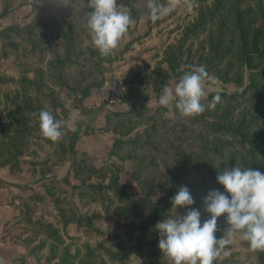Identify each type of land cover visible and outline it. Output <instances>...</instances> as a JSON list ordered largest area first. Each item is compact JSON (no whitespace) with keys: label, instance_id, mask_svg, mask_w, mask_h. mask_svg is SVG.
I'll return each mask as SVG.
<instances>
[{"label":"rangeland","instance_id":"obj_1","mask_svg":"<svg viewBox=\"0 0 264 264\" xmlns=\"http://www.w3.org/2000/svg\"><path fill=\"white\" fill-rule=\"evenodd\" d=\"M218 1L179 0L175 11L162 16L153 22L152 28H148L147 24L151 20L147 18V0H118L121 6L130 9L133 23L117 48L103 57L92 44L84 27L85 0H67L69 5H62V8L59 0H0V30L8 25H17L20 28L44 20L35 29L33 40L20 32L12 33L9 38L0 37V77L7 80L0 85L1 124H7L5 118L8 107L5 108L1 102L4 92H10L11 95L19 90L24 98L18 106H23L26 94H31L35 97V102L41 103L47 110L52 113L55 110L52 100L44 94H37L36 88L29 87L24 90L25 87L19 84L24 76L43 77L46 85L60 98L58 110L65 121H70L71 116H78L82 111L78 107V100L84 88H87V92H92L94 101L99 105L108 103L118 106L123 101L126 88L144 86L152 92H160L171 80L175 85L184 74L181 71L189 65L203 66L215 80L213 87L218 92L241 90L243 71L239 54L235 51L236 46H233L234 54L225 57L214 67L207 68L205 65L215 56L208 40L212 39L215 44L220 39L222 44L219 51H222L230 34L225 29L221 34L217 31L226 28L236 18L238 9H247L250 6L257 8L256 4L260 1L264 3V0H220L217 5ZM160 2L166 4L167 0ZM188 3L191 4L190 8L186 7ZM213 7L217 11L215 22L210 21L194 27ZM63 13L74 22V34L78 43L76 53L81 58L66 74L67 87L55 83V77L48 68L53 60L54 50L64 56L62 32L66 30V22L62 19ZM191 29L193 31L189 32ZM214 29L216 30L211 37L210 33ZM236 41L233 37L232 42ZM179 44L182 50L175 64L183 67L172 71L171 78L160 86L162 68H167L164 63L165 56L172 46ZM135 58H140L141 63L137 67L129 68V61ZM258 82L262 83L260 80ZM208 96L209 93L202 103H209ZM221 98L215 109H206L214 115L223 112L227 105L223 103L224 98ZM132 110L135 111L128 112L126 116L112 114L103 124L89 129L86 138L90 149H76L77 155L69 153L64 161L62 147L66 148L68 145L67 138L70 133L64 131V135L54 142L45 138L40 129L34 126L27 149L17 158L18 162H10L0 167L19 175L28 184L27 188H19L12 202H8L14 207L15 216L5 226L4 231L11 241L28 250L30 264L59 262V259L52 258V242L41 233L35 224L37 220L51 224L58 230L64 243L58 244L57 254L62 253L63 247L68 245L71 253L78 250L80 257L93 250L94 264H155L154 259L149 257L154 249L146 247V243H158L159 234L154 227L130 232V224L143 223L145 219L143 221L140 219L142 217L138 218L136 215L122 216L117 213L118 208L127 204L119 202L113 180L116 179L127 187L126 192L141 208L143 217L147 218L149 214L143 204L142 198L145 196L141 193V186L145 187L148 182L164 183V176L178 169L174 161L175 155L197 153L204 144L203 140L208 141L212 137H206L208 134H203L202 128L190 124L187 117L184 120V116L179 114L174 105L146 108L135 104ZM260 112H263V116H257L250 132L253 135L261 134L264 138V102L256 105L252 100H242L231 113L230 121L235 122L242 116L249 120ZM104 133L112 135L111 143L103 150H97ZM188 135L193 136L192 140L190 137L187 139ZM117 137L136 139L144 147L122 148L121 151L112 153L111 146ZM148 143L152 145L148 146ZM205 146L209 147L208 144ZM250 149L237 148L234 151V159L241 168L243 162L264 160V147ZM227 156L226 152L223 159ZM75 162L81 166L94 167L98 171L77 169ZM151 163L154 165H142ZM67 166L68 171L62 174L61 170ZM205 177L202 172L192 171L188 181L201 182ZM20 181L23 182L21 179ZM211 189H215L214 186L211 185L205 192L192 195L194 201L203 202V197ZM225 215L220 217L222 226L219 227L221 231L216 233L218 237L227 238V233L223 232L227 228ZM41 245L43 247L39 249ZM107 251L111 253L108 254ZM164 257L167 264H172L166 255ZM21 260L27 264V260ZM215 261L219 264H258L253 252L242 244L238 234L230 243L220 248Z\"/></svg>","mask_w":264,"mask_h":264},{"label":"trees","instance_id":"obj_2","mask_svg":"<svg viewBox=\"0 0 264 264\" xmlns=\"http://www.w3.org/2000/svg\"><path fill=\"white\" fill-rule=\"evenodd\" d=\"M219 3L220 0L217 2V5H219ZM217 5H215V7H217ZM60 6L62 8V4H60ZM256 6L257 8L255 6H250L247 9H238L236 18L233 19L226 28L224 27L217 31L221 34L225 29L228 30L230 34L229 40L222 51H219L220 45L222 44L220 39H218L215 44H213L212 39L208 40L215 56L209 60L207 65H205L207 68L214 67L216 63L220 62L225 57L234 54L233 46H236L235 51L239 54L240 64L243 71L242 88L235 92L216 91L209 93L207 99L208 102H211L213 96L216 93H219L220 99L223 97V103L227 105L223 112L220 114L215 113L218 116L212 114L206 109L202 114L187 117L190 124L202 128L204 130L203 134L206 132L208 134L206 137L211 136L212 138L208 141L204 139V144L197 153L175 155L174 161L178 169L170 175H165L163 178L164 183L156 184L154 182H148L145 184V187L143 185L141 186V193L145 196L142 198L143 204L147 207L149 214L147 218L143 217L141 208L136 204V201L132 199L131 195L126 192L127 187L118 183L116 179L113 180L119 202L127 204L124 207L121 206V208H118L117 213L122 216L132 215L134 217L136 215L138 218L142 217L140 219H143V221L145 219L143 223L130 224L131 233L135 230L145 231L146 229L154 227L158 221L174 216L176 210L172 208L170 200L171 197L178 192L181 186L188 187L191 195L205 192L211 188V185L214 186L215 189L223 190V186L217 183L216 176L218 172L223 171L225 167H234L237 165L236 160L234 159V151L237 148L244 149L248 147L250 149L264 147V138H262L261 134L253 135L250 132V128L253 127L257 121V116H263V112L253 115L249 120H245L244 116H242L235 122L230 121L231 113L237 109L242 100H252L256 105L264 102V3L260 1ZM88 11H90L88 8V0H85V8L83 11L84 16ZM216 16L217 11L213 7L207 15H203L197 21V24L194 27L202 26L210 21L215 22ZM225 16H228V14L225 13ZM62 19L66 22V30L62 32L65 47L64 56H62L58 50H54V52H52L53 60L48 64V68H50V72L53 73L52 76L55 77V83L67 87L68 82L66 74L75 62L81 60V58L79 59V56H77L76 53L78 43L74 34V22L72 21V18L66 16L64 13L62 14ZM43 21L44 20H38L31 25L21 26L20 28L17 25L5 26L0 30V37L9 38L12 33L20 32L25 33L27 38L33 40L36 35L35 29H37L39 23ZM258 22L259 24H257ZM147 26L148 28H152L153 22L149 21ZM215 30L216 29L211 31V37ZM192 31L193 29L189 32ZM233 37L237 39L236 42H232ZM181 50L182 46L180 44L175 45L172 46L170 52L166 54L164 63L167 68H162L163 72L160 86L167 83L171 78L172 74L170 73L172 71L180 70L183 67L175 64ZM186 70L187 69L184 68L181 71V74ZM258 80L262 83H259ZM6 81L7 80H5L4 77H0V85L4 84ZM9 81L11 82V79H9ZM19 84L25 87L24 90H27L29 87H34L37 90V94L48 96V99L52 100L51 103L55 109L52 114L56 119L64 120L58 110L60 108L59 103H61L60 98L55 96V91L46 85L45 80L41 75L33 78L24 76L20 79ZM86 93L87 88H84L81 91V94L85 95ZM26 96L24 105L18 106L19 102L24 98L19 93V90L12 92L11 95L10 92L3 93V99L1 102L5 108L8 107V111L5 118L7 124L4 126L1 124L2 110H0V167H4L10 162H18L17 158L21 157L27 149L28 139L32 134L34 126L39 128L38 120L33 114H38L41 110H47L41 103L35 102V97L33 95L26 94ZM135 104L136 102H133L126 111H110L107 113L106 119L112 114L126 116L128 112H134L135 110L132 109L135 107ZM140 106L143 105L140 104ZM183 119L186 120L185 117H183ZM65 131L69 132L70 135L67 138L68 145L66 148L62 147L64 152L62 161L66 159V156L69 153H73L74 155H77L78 153L74 148L76 139L75 135L69 128H65ZM189 137L192 140L193 136L188 135L187 139H190ZM207 144L209 147L205 146ZM149 145L152 144L148 143V146ZM135 147L143 148L144 144L138 142L136 139H120L117 137L111 146V152L117 153L118 151H121L122 148L133 149ZM226 152L228 156L224 160L223 155L226 154ZM228 157L229 162L227 163ZM76 162L74 164L77 166V169L98 171L94 167L88 165L81 166ZM152 164L153 163L142 165L149 166ZM241 165L242 168L251 167L254 170H259L264 173V160L261 162L249 160L243 162ZM192 171L202 172L206 177L201 182H189L188 178ZM53 177L54 180L58 182V180H56L57 178L55 176ZM191 207L198 208L202 212V219L207 216V213L204 212L202 201L195 202ZM184 212L185 209L183 208L177 209L178 214L183 215ZM79 219L84 220V218ZM35 224L40 228L41 233L52 242L50 253L52 254V258L59 259L57 264H94L95 257L93 250L88 251L86 256L80 257V252L78 250L71 253L68 249V245H65L62 253L57 254L58 244L64 243L58 230L46 222L37 220ZM218 226H222L220 218H218ZM242 244L253 252L258 264H264V250H254L246 241H242ZM147 246L154 249V253L149 257L154 259L155 264H167V260L158 248L157 242H147L146 247ZM42 247L43 246L41 245L38 248L41 249ZM107 252L108 254L111 253L110 251ZM18 264H24V261L18 260ZM214 264L219 263L214 260Z\"/></svg>","mask_w":264,"mask_h":264},{"label":"clouds","instance_id":"obj_3","mask_svg":"<svg viewBox=\"0 0 264 264\" xmlns=\"http://www.w3.org/2000/svg\"><path fill=\"white\" fill-rule=\"evenodd\" d=\"M62 5H69L67 0H59ZM179 0H147V18L156 22L162 16L171 14L178 7ZM191 7V4H186ZM90 11L85 13L84 27L91 37L92 44L99 54L106 57L117 48L121 39L133 23L130 9L121 6L118 0H88ZM188 70L173 87L160 89L156 100L160 106L174 105L180 115L192 117L202 114L206 108L215 109L220 100L219 93L207 104L202 103L208 93L216 92L215 80L203 66H186ZM207 88V92H206ZM39 123L41 134L52 141H58L65 128L71 123L56 119L49 110L34 113ZM76 115L69 118L75 122ZM221 189H211L203 197L204 212L195 207V201L186 186H181L171 197L174 216L158 221L154 230L159 234L158 248L172 264H214L219 250L231 242L237 234L241 241L248 242L254 250H264V173L251 167H225L216 176ZM178 208L185 209L183 215ZM225 215L227 238L217 236L221 231L218 218Z\"/></svg>","mask_w":264,"mask_h":264},{"label":"crops","instance_id":"obj_4","mask_svg":"<svg viewBox=\"0 0 264 264\" xmlns=\"http://www.w3.org/2000/svg\"><path fill=\"white\" fill-rule=\"evenodd\" d=\"M140 63V58H135L129 61L128 67H137ZM166 86L174 88V81H169ZM159 93L160 92H152L149 88L144 86H131L125 89L123 101L118 106H111L108 103L104 106L99 105L94 101L91 91L82 95L78 100V107L82 109V111L77 116L75 122L69 121L71 127L75 128V131H73L76 137L74 148L77 150L90 149V143H87L86 132L89 129L103 124L109 111H126L133 102H136L137 105L142 104L146 108L156 107L159 105L156 100ZM101 139L98 148H96L97 150H103L109 146L112 135L110 133H104ZM97 155L96 153V156ZM68 166L61 170L62 174L68 171ZM20 179L23 180V182H21ZM27 187L28 184L24 182L22 177L4 168H0V264H18V260L22 258L27 260V264H30L31 260L28 250L11 241L6 237L4 231L5 226L9 224L15 216L13 213L14 207L9 205L8 202H12V198L19 188Z\"/></svg>","mask_w":264,"mask_h":264}]
</instances>
